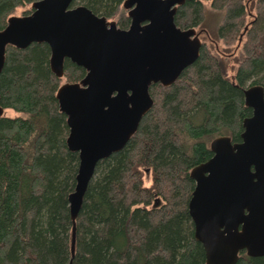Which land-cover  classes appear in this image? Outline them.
<instances>
[{
    "label": "trees",
    "instance_id": "trees-1",
    "mask_svg": "<svg viewBox=\"0 0 264 264\" xmlns=\"http://www.w3.org/2000/svg\"><path fill=\"white\" fill-rule=\"evenodd\" d=\"M34 1L0 0V30L18 7ZM122 2L72 4L124 28ZM210 8L220 13L219 40L238 42L241 35L233 80L220 56L203 45L174 83L150 86L153 104L137 131L95 167L76 218L72 264H205L187 210L194 187L189 172L212 156V138L241 140L242 120L251 114L243 89L264 90V0H210ZM204 13L201 2L186 1L174 22L195 27ZM49 57L45 43L8 46L0 73V105L16 113L0 117V264H68L70 258L67 197L78 155L66 147V116L55 93L62 79L77 82L85 70L66 59L58 78ZM141 169H150L149 187ZM239 254L236 264H264V256Z\"/></svg>",
    "mask_w": 264,
    "mask_h": 264
},
{
    "label": "water",
    "instance_id": "water-1",
    "mask_svg": "<svg viewBox=\"0 0 264 264\" xmlns=\"http://www.w3.org/2000/svg\"><path fill=\"white\" fill-rule=\"evenodd\" d=\"M185 1L125 0L130 24L122 29L84 5L73 6V0H36L30 13L10 15L0 30V73L8 46L25 49L32 43L49 47L56 77L62 76L66 59L85 70L79 81L60 84L55 93L66 116V147L78 155L67 197L68 264L74 257L76 218L97 163L121 150L137 131L153 104L149 87L170 86L199 56L202 42L195 29L174 23ZM243 100L251 114L242 120L241 140L213 138L212 156L189 172L194 187L187 210L205 264H236L241 251L264 256L263 87L247 86ZM3 110L0 105V117Z\"/></svg>",
    "mask_w": 264,
    "mask_h": 264
},
{
    "label": "rangeland",
    "instance_id": "rangeland-1",
    "mask_svg": "<svg viewBox=\"0 0 264 264\" xmlns=\"http://www.w3.org/2000/svg\"><path fill=\"white\" fill-rule=\"evenodd\" d=\"M201 3L205 7V13L203 16L202 23L198 26L193 27L195 31L198 33V37L206 47V49L210 50L212 53L215 52L220 56L223 62L224 73L226 77L230 80H233V75L239 65V44L236 40H231L225 43L222 40H219L216 36V26L220 19V13L215 12L214 9L210 8V0H201ZM30 5H26L24 7H18L12 15L22 16L25 15V11L27 12L30 9ZM121 13L126 15L127 10L120 8ZM117 22L116 18L109 19ZM249 21V18H248ZM247 21V22H248ZM65 80H61V84L64 83ZM247 87V86H246ZM245 87V88H246ZM3 114L5 116H14L16 113L11 109H4ZM213 139V138H212ZM211 139V140H212ZM210 140V141H211ZM209 141V143H210ZM142 173V182L143 185L149 187L151 185V172L150 169H141Z\"/></svg>",
    "mask_w": 264,
    "mask_h": 264
},
{
    "label": "flooded vegetation",
    "instance_id": "flooded-vegetation-1",
    "mask_svg": "<svg viewBox=\"0 0 264 264\" xmlns=\"http://www.w3.org/2000/svg\"><path fill=\"white\" fill-rule=\"evenodd\" d=\"M186 1H187V0H186ZM186 1H185V2H186ZM192 1H194V0H192ZM124 2H125V0H123L121 6H122L123 9H126V8L123 6ZM185 2H184V3H185ZM197 2H201V0H200V1H197ZM72 3H73V2H72ZM184 3H183V4H184ZM183 4H182V5H183ZM72 5H73V4H72ZM73 6H76V5H73ZM180 6H181V5H180ZM87 8H88V7H87ZM126 10H127V12H126V15H125V16L128 18L129 21H128V24H127L124 28L118 26L117 22L114 21V22L116 23L117 27L122 28V29H126V28H128V27H129V24H130V18H129V16H128V14H127V13H128V9H126ZM176 11H177V10H176ZM175 13H176V12H175ZM99 16H102V15H99ZM174 16H175V14H174ZM105 18H106V17H105ZM106 19H107V18H106ZM107 20H109V19H107ZM109 21H113V20H109ZM174 23H175V22H174ZM175 25H176V24H175ZM176 26H177V25H176ZM177 27H178V26H177ZM179 28H180V27H179ZM188 28H190V27L180 28V29L185 30V29H188ZM195 34H197V36H198V33H197L196 31H195ZM198 38H199V37H198ZM240 40H241V35H240V37H239V39H238V42H237L238 44H239ZM200 41H201V40H200ZM202 46H203V43H202L201 47H202ZM160 85H161V84H160ZM149 88H150V87H149ZM149 93H150V92H149ZM216 137H217V136H216ZM214 138H215V137H214Z\"/></svg>",
    "mask_w": 264,
    "mask_h": 264
},
{
    "label": "bare ground",
    "instance_id": "bare-ground-1",
    "mask_svg": "<svg viewBox=\"0 0 264 264\" xmlns=\"http://www.w3.org/2000/svg\"><path fill=\"white\" fill-rule=\"evenodd\" d=\"M71 83V82H70Z\"/></svg>",
    "mask_w": 264,
    "mask_h": 264
}]
</instances>
